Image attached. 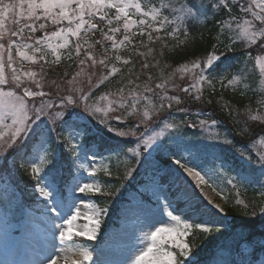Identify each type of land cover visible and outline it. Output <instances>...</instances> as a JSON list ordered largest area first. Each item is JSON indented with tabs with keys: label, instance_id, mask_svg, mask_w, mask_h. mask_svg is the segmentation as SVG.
<instances>
[{
	"label": "rangeland",
	"instance_id": "1",
	"mask_svg": "<svg viewBox=\"0 0 264 264\" xmlns=\"http://www.w3.org/2000/svg\"><path fill=\"white\" fill-rule=\"evenodd\" d=\"M15 3L19 4L20 0H13ZM126 2L129 5L134 4H140L141 6V12L149 13L148 16H142L140 13L136 12V9L134 7H129L127 9L129 16H132L130 19L132 20H138V19H144L146 21V24L149 25L147 29L150 30L152 39H149L148 33H143V35L140 34L141 31H139V34H137V37H141V41L139 43V48L142 50V52L134 53L136 57H138L139 61L141 62L142 66L144 64H149L150 60L146 57H144L147 54V51L152 49L153 46H155V42H158L162 40V36L159 31H156V25L159 23L160 27H165V25H170L169 31H172L173 29H176L178 26L179 28H183L186 26L188 21H185L184 24H179V21L175 24H169V23H163L161 24V21L164 19L158 18L157 20L152 19V10L156 9L161 11L162 5L164 3H167V0H126ZM234 2V0H233ZM245 3L249 2V0H244ZM28 0H23V7H17L14 11H8L4 14L3 17H0V33H2V38H0V43L4 45V49H0V52H2V60H0V71H2L3 76L6 80V84L0 85V91L4 92H13L17 96L23 95V89L17 88L15 86V81L12 79V68H9L8 65V49H6L5 44L7 45L9 43H13L14 51L17 53V47H19L20 52H25L29 56H32L34 60H24L21 56H18L17 54L13 53V47L11 49V53L13 56V67L16 69V73L21 76L22 83L30 86L31 88L35 89V85L32 82V79L26 77L23 75L26 71H32L36 72L37 76L34 78L36 80L41 79V73H44L43 81H44V87L43 90L46 92H50L51 94H56L57 88L56 85H60L61 92H64L67 87H69L66 84L67 80L73 79V77H76V86H82L86 91L88 88V75L95 72V75L92 76V83L97 85L95 88L92 89L91 93L92 98L88 101L89 106L91 107H98L101 109L99 113L95 117L92 118V121H94L97 124L98 129L101 130H107L100 121L104 120L107 121L108 125L115 129L116 131H123V132H129L130 130L134 131L136 129V125L138 123L137 116L132 112L131 107L125 111L124 109H120L118 111H106L110 108L109 100L115 99L114 96L109 95V93H117L118 89L112 90L110 92L100 93L97 92L96 89L98 88L99 80L103 76L108 75V72L112 68L103 69L104 66H99L96 70V68L91 67L92 62H88L85 64L84 72L81 73L80 76H76V73L80 71V69H77L76 71H73L70 75H68L65 79H57L53 75H47L44 71L39 70L37 67V63L42 61L39 59V56L41 53L35 52L33 47L25 48L24 45H34V41H28V37H26L27 40L24 41H18L15 42V39L11 35V24L15 26V31H17L19 34L16 35V39L19 40V37H22V33L19 31L21 28H23V31L25 29V25L31 24L32 20L28 18V7H27ZM146 3V4H145ZM159 3V7L150 5V4H156ZM182 3L181 0L174 1L173 7L175 9H179V5ZM149 4L148 6H146ZM75 7V5H73ZM171 13V9H165ZM69 12H71V9H69ZM169 13V14H170ZM241 12L239 11L238 14L233 13L230 14V16L227 17V22H225V25H231V31H230V38L233 40H242L245 47H250L252 43L249 42V35L252 31V29L249 28L247 24L244 23L245 20H251V17L244 18L242 15H240ZM41 15V19L39 21L35 22V27L38 30H41L39 28L40 23H44L45 25H53L54 23L51 22V20L44 19L42 13H38ZM179 12L177 11L175 15H171L167 18V20L171 21L176 18V16H179ZM232 17H237L236 20L239 19L236 23L234 22L235 19ZM24 19L25 24L21 27H18L15 25V20L17 22L19 19ZM87 19V18H86ZM48 21V22H47ZM14 22V23H13ZM258 22V21H257ZM69 24V23H67ZM239 25V27H237ZM68 27H75V22L72 25L64 26L60 28V25L58 28L49 31V33L46 36H43L42 41H45V47L43 49H47L48 43H51L53 46L57 44L64 43L63 40H61L59 37H52L51 34L56 31H60L61 29L68 28ZM87 27V25L85 26ZM137 27H139L136 24H133L131 27V30H134L130 32V35L136 34L135 31L138 30ZM169 27V26H168ZM159 28V29H161ZM91 28H87V30H90ZM146 29V30H147ZM83 30V29H82ZM37 31V30H36ZM84 31V30H83ZM181 31V30H180ZM35 33V32H34ZM184 33V32H182ZM32 35V33H30ZM69 35L67 37L68 43L66 47L68 46L70 42ZM159 37V39H157ZM51 38V39H49ZM130 38V37H129ZM183 39L185 37H182ZM181 39L182 45H184V41ZM2 40H5L2 42ZM120 41H118L117 45H119ZM130 43H126L125 45H130ZM262 44L264 45V41H262ZM215 46V45H214ZM63 48L60 50H65L68 48ZM151 47V48H150ZM231 47V46H230ZM6 49V50H5ZM50 49V48H49ZM115 49V48H114ZM162 49V48H161ZM142 53V54H141ZM168 53V52H167ZM6 54V56H5ZM52 55V53L50 52ZM209 54H217L219 53L211 51L210 53L207 52L204 56L200 57H194L191 60H188L186 62H182L179 64L171 63L169 70L161 76L163 77L164 81L160 83L167 82L168 84V95H178L181 98V103L179 105H176L173 103L172 109L168 110L167 108V101H165V108L155 117H153V120H163L166 118L167 123H171L173 125H177V127H174L172 129H165V137L158 139V143L164 142L165 138L168 136H171L166 141V146L171 147L172 141L175 138H179L185 142H191L193 144H197L200 141L210 142V143H217L221 146H227L226 144H223L221 141H223L225 138L223 137V133L221 132L219 128L218 120H216V117H214L213 111L210 113L211 109L208 110L207 103L203 100H209V95L205 93V90L209 92V88L213 90V92L216 94V98L220 100L222 105H225V101L221 99V96L219 94L224 93V90L226 88H229L231 91L236 90L235 86L239 81L246 82L250 78L251 71L248 73L245 70H242L241 77H237L233 74H231L230 71H228L227 68L219 73V75L214 76L213 78L205 81H200L199 83L196 82V77L199 75L198 69H191V65L193 62H202V59L206 60V56ZM117 57H119L120 62L126 60V57L124 58L122 55L117 53ZM249 59V58H248ZM137 61V60H136ZM119 62V61H118ZM249 67H253L255 70V73H257V89L260 91V93L264 94V55H256L254 58L250 59ZM115 65L117 63L115 62ZM96 66V65H95ZM187 66L188 69H191L190 71H183V68ZM37 67V68H36ZM115 68L117 66H114ZM163 65H157L156 68H162ZM101 68V69H100ZM227 69V70H226ZM129 71H126L128 73ZM117 72L112 73L115 74ZM152 74H155V71L152 72ZM122 76V75H121ZM127 76V74H126ZM146 73L139 72L136 76L130 78V80L133 81L130 87L123 86V95L125 97L130 98V94L132 92L137 93L138 95L143 93L146 96H150L151 94L144 92V85L148 84L150 87L155 88V84H157L155 79L149 80V77L146 76ZM239 80V81H238ZM55 81L56 85H53L51 82ZM229 81H234L233 83H229ZM172 84H175L177 87L175 89L172 88ZM196 85V89L199 90L200 99L196 100L194 97L197 94L196 90L194 89L191 94L184 93L181 91V89L186 88L190 85ZM39 90V89H36ZM210 90V91H211ZM157 92H159V89H156ZM249 91L250 88L248 87V84L246 83L245 87L242 88L241 94L242 99H249ZM212 92V93H213ZM211 93V92H210ZM218 94V95H217ZM108 95V100H103L101 97ZM212 95V94H211ZM153 101L156 103L157 106H159V100L155 97H151ZM10 98L8 97H0V101L6 102ZM35 102L38 104L39 101L42 98H34ZM25 103L28 105L29 108L33 106V98H24ZM263 104V105H262ZM191 107H188V106ZM261 108L257 107H251L250 105L245 104V108L241 110L244 114V117L247 119L250 115H256V114H262L264 115V103H261ZM260 106V105H259ZM140 111L142 112L144 110V102H141L140 104ZM177 109H185V111H178ZM168 111V112H167ZM247 111V112H246ZM167 112L163 116H161L163 113ZM251 112V114H250ZM171 113V114H170ZM0 114L4 115V124L11 126V118L7 116L3 112L2 109H0ZM161 114V115H160ZM178 114H184L188 116H183L184 121H180L178 123L177 115ZM119 116L122 119H130L132 126H126V128L117 129V127H114L112 124L111 119L113 116ZM161 116V117H160ZM192 117V118H189ZM220 124H223L220 117L218 116ZM199 119H205L208 121V125L205 126V128H200L198 125ZM215 121V124L212 122ZM250 122L256 124L259 127H264V121H252ZM188 122L197 123V127L195 128L198 132L197 137H195L196 140H185V138H181L179 135H177V131L180 130L183 126L187 127L188 129H191L187 126ZM9 127H4L3 125H0V133H3L5 137L9 134ZM155 131H159L160 128L163 127V124H159V126L153 125ZM245 131L247 130L246 126H242ZM95 130V129H93ZM243 130V131H244ZM96 131V130H95ZM93 131V132H95ZM145 128L143 125L139 126V132H144ZM244 131V132H245ZM111 136L115 139H121L127 140L129 142L128 145L133 144L132 147H135V144L132 143V141L135 140V137H119L116 136L115 131L110 132ZM148 135H152V130L148 131ZM173 138V139H172ZM251 139V137H250ZM78 143V141H77ZM200 145V144H199ZM251 152L255 154L256 160L254 161L256 164L259 160V156L261 154H264V132L261 134H258L255 138L251 141ZM201 146V145H200ZM47 147V146H46ZM5 148L4 141H0V152H3ZM67 152L70 149L69 146H64V148ZM127 150V149H126ZM161 154V157L163 159H167V163L162 165V161L159 162V169H162L166 167L170 162V157H165L161 151H157ZM71 156L69 158L74 161L73 164V177L69 181V185L66 188L65 192V198H63L60 193L57 191V185L56 182L52 178H50L46 173L45 170H48L49 163L51 160V154L50 152L44 153L43 151L35 152V156L29 157V164L27 166H33L38 167L41 169V172L39 173L40 176H47L48 179L43 182L44 187L51 193V196L48 200H45L43 196L40 195V193L36 190V184L29 188V191L24 193L22 191H19L18 188L20 187V181L15 175V172H13L15 169L12 167L13 164H5L3 167H0V191L4 192V194H17L18 196L14 197L12 200V204H10L8 207L10 210H3L0 207V264H37L38 261H40L43 257L47 256L51 252V243L53 242V232L56 231L53 227V224H60L62 226V229L66 230L69 225L65 223V220L70 218L72 215L76 213H80V215L77 216V219L72 221L73 224V239L71 241H65L64 243L70 248L73 249L72 251H67L65 253H59V247L60 241L56 240L55 243L57 244V253L58 256H54L53 259H58V264H70L71 260L78 259L76 252L74 251L75 246L79 245L82 247L89 248L90 251H92L93 255V261L97 262V264H131V261L134 259L135 255L142 249H145L148 247L149 244L152 243L148 237L150 236V233L152 231H155L157 227L159 228H165L172 231V236L175 237L176 242L178 243H187L189 245V248L195 247L196 240L193 236H196V232H198V235H204L205 232L202 231L201 228L197 227V223L199 221H193L192 219H182V222L180 224H176L175 222H172L169 217L164 214L162 208L165 204L166 200L169 204H171L172 209H174V214L181 215L182 217L185 216L184 213H182V209L184 208V202L182 200H177L176 196L173 197L168 192V185L173 187L172 189L175 191V194L183 189L186 191H194L196 196L199 197V203L202 207L206 208L208 210V213L218 211L217 209L213 208V205L219 206V208H222V212H218V218L217 216H210L208 214L203 215L200 217L202 220L207 221H215V227L213 229H226L225 232H232V235L229 236V239H226L224 244L222 241H217V243L214 244V247L217 246L216 253H217V259L212 262V264H233L234 261L239 262L241 259H250L248 255L244 256L243 254L247 253V251L252 250V246L245 241V239H242L245 237L244 235L240 234L237 235V231H233L232 225L230 224V217L227 219L225 216L227 215V207L228 199L233 198V205H244L248 202L243 201L241 195L244 193V188L241 186H236V183L234 180L230 177L231 175L227 174L225 169H223L218 163H214L212 158H210L208 155H206L204 152L201 153V157L199 160V169L201 170L202 174L205 175V180L207 183H201L199 186H197V180L189 176L186 172H184L183 169H180L178 165L173 164L172 167L176 168L180 176L183 179H178L176 183H173L170 181L169 175L165 174L164 172L158 171L152 172L153 174H150L148 176H142V177H127L126 171L128 167H135L134 161L129 162V158L127 156H124L122 154H111L110 156H107V153L105 151H100L97 148H85L82 149L80 146L75 153L68 152ZM156 153V152H155ZM155 153L153 155H155ZM237 154V153H235ZM46 155V159L44 161H41L40 156ZM78 155V159L76 156ZM89 155H94L95 159L94 161L91 159H88L87 157ZM186 163H189V166L192 164V157L188 153L183 154ZM240 160L243 162H248L250 160L249 156L245 154V157H242L240 153L237 154ZM111 161L112 165L117 167V170L119 171L116 174L120 177H117L115 174L113 175L111 172V165L108 166L109 162ZM95 163L97 166V170L94 172L92 176H89L87 172H85L82 168H80L81 164H84L88 166V170L92 171L91 165ZM107 169V172L105 171ZM160 177L165 178L169 184L163 185L160 182ZM103 178H108L109 180H104ZM124 179V184H120L119 182L116 183L114 186V179ZM130 179L131 183H134L137 185L139 183H142L135 188H127V182ZM229 180L232 181V183H229ZM185 181L187 183H185ZM92 183L97 187L101 188L100 193H96L94 190L91 193L87 194H80L78 191H75L77 183ZM178 185V187H177ZM253 187L258 190H263V192H260L259 195L264 194V185L263 182L259 179H257L253 183ZM117 188L120 189L118 193L113 195V197L110 199L108 196L104 195V192H107L109 190L115 191ZM242 188V189H241ZM243 191V192H242ZM100 198H98V196ZM21 196L28 199V207L23 206L20 204V198ZM29 198L31 200H29ZM122 198V199H121ZM105 200L106 203H113V205L116 207L115 211L110 213V210H108L107 215H105L102 218V225L100 231L97 233V237L100 233L102 234V237L100 241H98V244H96L94 248H90L89 244L84 241L76 240L75 232L79 230L84 223H87L86 219V213H88L89 209L85 207L86 204H93L96 208L105 207V205H100V200ZM211 200L212 204H209L208 201ZM176 202L182 203V205H177ZM239 202V203H238ZM22 203V202H21ZM105 203V204H106ZM20 204V205H19ZM249 204V203H248ZM247 204V205H248ZM15 208H14V207ZM16 206H18L16 208ZM53 206H56L58 211L54 214L53 212L49 211L48 209L52 208ZM107 206V205H106ZM260 208H264V204L257 206L256 208L251 209V214L253 216H257V226L258 234L262 238L264 236V229L261 228L262 220H264V217H260L259 210ZM255 213V214H254ZM109 215V221L106 220V217ZM107 221V224L104 225V222ZM222 221V222H221ZM191 224L192 227L188 229L187 233H184V223ZM238 231H242L245 229L242 226L238 227ZM177 233H182V235L177 236ZM58 236V232H57ZM96 237V238H97ZM86 240L84 237H79ZM163 240V243L161 241ZM260 242V240L258 241ZM157 245L161 247V250H168V251H178L177 248L174 247L173 242L169 239V236L165 233H160L157 236L156 240ZM223 244V245H222ZM259 246V243H257ZM198 245V244H197ZM260 250L259 255H257L256 264H259L260 261H264V250H262L260 247L258 248ZM192 253L194 254L193 258L196 260L197 253L195 250L191 249ZM202 255H205L206 248H202L200 250ZM67 257V261L63 257ZM59 257V258H58ZM218 260V262H217ZM85 264H92L90 261H86Z\"/></svg>",
	"mask_w": 264,
	"mask_h": 264
},
{
	"label": "snow or ice",
	"instance_id": "2",
	"mask_svg": "<svg viewBox=\"0 0 264 264\" xmlns=\"http://www.w3.org/2000/svg\"><path fill=\"white\" fill-rule=\"evenodd\" d=\"M173 3L174 0H167V3L162 5V9L170 8L172 10L170 13L171 15H175L177 11L180 15L176 16V18L171 21L167 20L165 17V19L161 21L162 25L163 23L175 24L177 21H179V24L181 25L184 24L185 21L197 22L200 21L202 16L207 17L209 13L225 9L229 14H231L233 8L238 6L241 13L251 17V20L244 21V23L252 29L249 35V42L255 45L258 41H264V0H249L247 3H245L244 0H234V2L233 0H182V3L179 5V9H175L173 7ZM73 5H75V7H73ZM17 7H23V0H20L19 4L15 2L6 4L4 3V0H0V17H3L4 14L10 10L14 11ZM27 7L29 10L28 18L32 20V23L27 24L24 27L30 28L32 32L37 30L35 22L41 19V15L38 13H42L44 19L51 20L54 24L60 23L63 20H67L69 25H72L75 22V27L64 28L51 34L52 37H59L64 41V43L57 44L55 46L51 43H48L47 45V47L52 50V55L55 56V61H53L54 63H58L60 61L61 56L58 54V49L66 47L68 43L67 37L69 35L79 37L81 30L83 29L87 32V28H91L95 31H102L98 28L96 23L92 22V20H94L97 16H99L101 21L107 18V23L111 26L113 24V18H108L109 13L107 10L115 9L114 20L117 24L121 21L123 22V29L126 33L129 29H131L133 24L141 26V28L149 27L144 19L132 20L129 18V13L127 11L129 7H134L136 12L140 13L142 16H148L149 13L141 12L140 4L129 5L126 0H28ZM69 9H71V12H69ZM151 15L153 20H157L161 15V11L153 9ZM232 18L237 19V17ZM257 21L259 22L258 25L256 24ZM0 23H2V21H0ZM86 25L87 27H85ZM225 26L224 22L220 25L222 30ZM227 27L230 28L231 25L229 24ZM237 27H239V25H237ZM39 28L41 30L45 29V24L40 23ZM19 31L22 32L23 28ZM119 31V27H110L109 32L111 34L103 33V39L112 41L113 48L118 47L115 40V34ZM156 31H160V29H156ZM18 34L19 33L17 31H13L11 33L12 36H16ZM140 34L143 35L142 30ZM178 34L187 36L186 32H180L179 26L168 32V35L174 38L177 37ZM0 35H2V33H0ZM149 39H152L151 34H149ZM157 39H159V37H157ZM96 43L103 45V40H97ZM124 43H130L128 35H124L123 40L120 41V44ZM40 44L41 41L36 40L35 45L25 44L24 47H33L35 52L41 53L39 59L44 60L47 52L42 47L36 46ZM12 47L13 43H9L7 45L9 61L7 66L12 68V79L15 81V86L17 88L23 89V95L17 96L15 93L10 91H0V97L10 98L6 102L0 101V109H2L3 112L11 118V126L9 127L4 124V115L0 114V125L9 127V134L7 137H5L3 133H0V141H4L5 145L4 151L0 152V167L9 163L15 164L17 158L23 159L25 156L33 152L43 151L44 153H48L51 151V160L48 172L53 178H55L56 152L52 146L55 145L59 147L61 144H64L69 146L72 149V152L75 153L81 144L88 140L90 135L95 134L91 127L92 118L95 117L101 109L98 107H91L88 103V101L92 98V89L97 86L92 83V76L95 75V72L88 75L87 91L82 86H76V77H73V79L66 81V84L69 87H67L64 92H61L60 85H56V82L52 81L51 83L56 85L57 88L56 94L53 95L50 92L43 90L44 73H41L40 80H36L34 79L37 76L36 72L26 71L23 75L32 79V82L35 85V89H33L22 83L21 76L16 73V69L13 67V56L11 53ZM217 47H219V44ZM0 49H4L3 44H0ZM75 51L77 56L81 54V45L79 42L76 44ZM16 54L21 56L24 60H34V58L29 56L27 53L20 52L19 47H17ZM69 58H71L70 52ZM87 58L92 60L91 67L95 68L97 61L93 59L91 55H88ZM106 59L107 58L99 60V64L104 66V68L108 67L105 62ZM116 59L119 60V57H116ZM0 60H2V52H0ZM227 60V54L222 53L220 55L209 54L203 62H193L191 69L199 70L196 82L199 83L200 81H205L206 73L217 72ZM79 63L83 66L85 65V60L82 59ZM124 63L128 64L129 61L125 60ZM143 67L148 68L149 65L144 64ZM191 69H188L187 66H185L183 71L187 72ZM84 70V67H81L80 71L76 73V76H80ZM118 71L119 69L113 67L108 72V75L100 78L99 84L103 85L104 81H107L109 77L112 76V73ZM149 80H151V77H149ZM233 82L234 81H229V83ZM128 83L132 84L133 81L129 80ZM4 84H6V80L2 71H0V85ZM176 87L177 86L175 84H172L173 89ZM156 89H159L160 91L157 92ZM194 89L197 92L194 98L199 100L201 97L195 84L183 88L181 91L191 94ZM168 91L169 88L167 82L157 83L155 84V88L150 87L148 84L144 85V92L151 94V97L157 98L159 100V106L156 105L150 96H146L143 93L138 95L137 93L132 92L130 94V98L123 95V88L118 89L117 93H109V95L114 96L115 99L109 100L110 108L106 111H118L120 109L127 111V109L131 107L132 112L137 116L138 123L136 125V129L129 132L116 131L108 125L107 121L104 120H101L100 123L107 128L108 132L115 131L116 136L135 137V140L132 141V143L135 144V147L128 146L129 142L127 140H123L111 150L127 156L129 158V162L134 161L135 167L127 168V177H132L135 172L138 171L140 165H143L146 162L151 164L154 159L153 154L157 151H161L165 157L171 158V162L166 167L159 169L158 171L169 175L170 181L176 183L178 179H183L180 176L179 171L172 167L173 164L178 165L179 168L183 169L189 176L194 177L197 180V186H199L201 183H207L205 175L202 174V171L197 170L199 169V160L203 151L202 147L191 142H185L178 137L173 139L171 147L165 146L163 143H158V139L165 137V129L177 127V125L167 123L166 118L163 120H153V117L157 116L165 108V101H167L168 109L173 107V103L176 105L181 103V98L178 95H168ZM26 97L33 98V106L31 108H29L25 103L24 98ZM37 97L42 98L38 104L34 99ZM101 99L108 100V95L101 97ZM141 102H144V110L142 112L139 107ZM177 110L185 111V109ZM116 119L120 118L117 117ZM250 119L252 121H264V115H250ZM161 123L163 124V127L160 128L159 131H155L153 125L159 126ZM212 123L215 124V121ZM140 125L144 126V132H139ZM198 125L203 129L206 125H208V121L205 119H199ZM187 126L196 128L197 123L188 122ZM149 130H152V135H148ZM261 132H264V127H261ZM241 135L254 137L256 134L251 132V129H249L247 132H241ZM77 141H79V143H77ZM221 142L226 145H231L232 143L228 139H224ZM92 143L95 144L96 142L93 141ZM96 146L99 147V145ZM125 147H127L126 151ZM236 150L239 151V149ZM184 153H188L192 157L193 162L191 166H189V163L185 162L186 158L183 155ZM240 155L247 159L244 152L241 151ZM46 158V155L40 156L41 161H44ZM76 158H79L78 155ZM87 158L93 161L95 159L94 155H89ZM257 163L260 165V175L264 176V154L259 156ZM91 167L93 170L89 171L88 166L84 164L80 165V168L87 172L89 176H92L97 170L95 163H93ZM105 171L107 172V169H105ZM32 172L37 175L36 190L44 197L45 200H48L51 193L46 189V187L42 186L43 182L47 180L48 177L40 176L39 173L41 172V169L35 166H33ZM185 183L187 182L185 181ZM229 183H232V181L229 180ZM93 190L96 193L101 192L100 187L87 182H78L75 189V191H78L80 194L91 193ZM119 191L120 189L117 188L115 191L109 190L103 194L106 196H112ZM176 199L184 202V208L182 209V213L185 214L184 217L174 214V209H172L171 204H169L167 200L162 208L164 214H166L172 222L180 224L182 219H192L194 222L199 221L196 226L201 228L203 232L211 233L213 231L216 222L202 220L200 217L208 214L210 216H217L218 218V212H222V208H219L217 205H213V208L218 211L208 213V210L200 205L199 197L196 196L194 191L190 192L181 189L176 193ZM208 203L212 204V201L209 200ZM85 207L89 209L88 213H86L87 223H84L83 226L75 232V236L84 237L86 240H95L97 233L101 229L102 218L107 215L109 209L107 207L96 208L90 203L86 204ZM48 210L54 214L58 211L56 206H53ZM78 215H80V213H76L65 220V223L69 225L66 230L62 229L60 224H53L56 231L53 232L51 252L38 261L37 264H58V259H53L54 256H58V246L55 243L56 240H59L60 245H62L59 247V253H65L73 250L70 249L64 242L71 241L73 239L72 221L76 220ZM259 215L260 217H264V208H260ZM191 227V224L185 222L184 233H187L188 229ZM261 228L264 229V220H262ZM160 233L167 234L178 251H162L161 247L156 243L157 236ZM176 235L179 236L182 235V233H177ZM237 235H240V233H237ZM148 239H150L152 243L149 244L147 248L140 250L131 261V264H196V261L193 258L194 254L189 248V245L187 243L176 242L175 237L172 236L171 230L157 227L155 231L150 233ZM161 243H163V240ZM259 247L264 250V236H262L259 242ZM74 251L76 252L78 259L71 260L70 264H85L86 261H90L92 264H97V262L93 261L92 251H90L89 248L77 245L75 246ZM63 258L67 261L66 256ZM237 264H256V261L252 259H241L237 262ZM259 264H264V261H260Z\"/></svg>",
	"mask_w": 264,
	"mask_h": 264
},
{
	"label": "trees",
	"instance_id": "3",
	"mask_svg": "<svg viewBox=\"0 0 264 264\" xmlns=\"http://www.w3.org/2000/svg\"><path fill=\"white\" fill-rule=\"evenodd\" d=\"M222 16H224V12L221 10L218 12L209 13L208 16L204 19V22H188L186 26L181 29V32L187 33V36L184 35V39L181 37V35H177V37H175L176 40L167 38V44H169L168 48L164 46L162 47L163 50L160 51V49L158 48L159 46H155V49L151 52L152 54H147V58L151 59V62H154V64L156 65H163L162 69H164L165 74L167 70H169L171 63L179 64L191 60L194 57H202L207 54V52L212 48L213 41L216 39L217 43L223 45L222 52L224 54H227L228 60L224 62V64L220 67L217 72L207 73V75L210 77L217 76L220 72L225 70V68L232 72L241 74L242 70H244V66L245 70L249 73L250 71L247 70V67L249 66V60L245 57V53L241 45L235 44L230 51V47L228 45V41L230 39L229 34H227L225 31H219L217 23L220 22V18H222ZM217 34H219L220 36ZM177 38H179L180 40L183 39L185 44L182 45V43H175V41H179V39ZM67 68L70 69L71 67L67 65ZM138 70L139 67L136 63H134V65L130 68L129 71L135 73L138 72ZM130 72H125L124 77L122 76L123 81L127 80V78H129V75L136 76V74L132 75ZM62 73L63 71L61 72V74ZM63 75H65V73L62 75H57V77L60 79ZM68 75H70V72L67 73V76ZM246 83L250 88L249 92H251L256 83L255 76L253 75V73L250 74V78L246 81ZM211 94L212 93L208 92L209 100H206L207 108L208 110L211 109L210 113L212 111L214 112L212 114H214V117H216V120H218L219 127H221V132L228 136L229 140L232 142V146L240 148L244 145V138L250 137L241 135V132L245 131L243 128H241L242 126H246L247 130L245 132L251 129V132L255 133L256 135L258 133L260 134L261 127L248 121V119L244 117V115H242L243 113L240 112L242 109V105H240V103L243 104L242 102L237 103L233 102L232 100L230 102L228 100L226 101L221 97V99L225 101V105H222L220 100L216 98V95ZM239 94L242 96L241 92H239ZM218 116L220 117L223 124H220ZM184 132H189V130L185 129ZM88 139H90L89 141H95L96 144L98 143L100 145H103V147H106L110 150L115 148L118 144L113 140L109 141L100 135L90 136ZM217 156L218 158H220V160L227 163L230 170L234 172L236 176L241 178V180L249 181V179L252 180L254 179V177H261L264 179V176L260 175V171L255 168H250L248 169L249 173H244L242 166L238 160L232 159L231 161H229L223 153H217ZM19 160L21 159L19 158ZM250 197H252L253 200L251 202L249 201V203L251 204V206L257 209V206H259L260 199L257 195L253 194ZM229 215H231L232 217V228L235 229L236 227L238 228L242 226L243 228H245L244 233L246 236H248V240H253L254 238H252V235L253 232H255L257 217L251 214V210L247 208L232 207L229 212ZM223 232L224 230L222 229H213V231L210 234H207V236L203 235L201 240L211 242L214 240L215 236H217L218 234H222Z\"/></svg>",
	"mask_w": 264,
	"mask_h": 264
},
{
	"label": "bare ground",
	"instance_id": "4",
	"mask_svg": "<svg viewBox=\"0 0 264 264\" xmlns=\"http://www.w3.org/2000/svg\"><path fill=\"white\" fill-rule=\"evenodd\" d=\"M169 10V9H168ZM167 11V10H166ZM223 11V10H222ZM236 12V14H238V12H239V7L238 6H236V7H234L233 8V10H232V13H235ZM204 19H205V17L204 16H202L201 18H200V21H197V22H192V23H198V22H204ZM231 23H236V21H234V22H231ZM257 24V23H256ZM258 25V24H257ZM227 31L228 32H230L231 31V27L229 28V27H227ZM232 32V31H231ZM244 53H245V57L248 59V57H250L252 54H251V52L249 51V50H245L244 51ZM251 54V55H250ZM249 68V67H248ZM164 81V78L163 77H160V78H157L156 79V82L157 83H160V82H163ZM249 121V120H248ZM191 128V130L194 132V133H198L197 131H196V129L195 128H192V127H190ZM219 128H221V127H219ZM255 169H257L258 171H260V165L258 164L257 166H256V168ZM67 174H69V173H67ZM70 175V174H69ZM98 241H100L99 239L98 240H96L95 242H94V244H93V248L94 247H96L95 245L98 243Z\"/></svg>",
	"mask_w": 264,
	"mask_h": 264
}]
</instances>
